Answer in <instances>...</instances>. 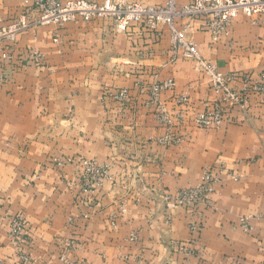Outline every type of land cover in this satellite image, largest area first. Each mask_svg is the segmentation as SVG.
<instances>
[{
	"label": "crops",
	"instance_id": "1",
	"mask_svg": "<svg viewBox=\"0 0 264 264\" xmlns=\"http://www.w3.org/2000/svg\"><path fill=\"white\" fill-rule=\"evenodd\" d=\"M23 1L0 0V32L19 19ZM192 26L184 34L221 72L264 69V20L253 25L239 14L217 43ZM161 30L154 39L94 19L3 39L12 59L0 57V215H21L26 236L17 246L0 228V264H63V255L75 264H264V102L250 100L220 128L195 127V114L218 96L192 61H171L170 33ZM166 79L175 89L158 103L171 118L182 114L171 126L157 119L150 93ZM179 96L189 103L177 104ZM83 160L107 164L112 176L87 195ZM206 170L219 181L210 206L193 215L176 199Z\"/></svg>",
	"mask_w": 264,
	"mask_h": 264
},
{
	"label": "built area",
	"instance_id": "2",
	"mask_svg": "<svg viewBox=\"0 0 264 264\" xmlns=\"http://www.w3.org/2000/svg\"><path fill=\"white\" fill-rule=\"evenodd\" d=\"M141 0H72L63 3L62 0H24V11L13 24L0 32V57L4 62L12 59L11 49L3 46V39L15 42L21 31L31 26L54 25L62 29L67 23H88L94 19L111 20L116 32L128 33L130 29H139L145 34H151L154 39L162 36L161 27L170 33L171 61L179 58L192 61L197 73L206 78L210 90L218 98L213 104H205L204 110L195 114L193 124L199 129H217L230 123L231 114L235 111L248 109L250 100L258 99L264 102V69L255 72H221L217 66L201 57L196 44L185 34L193 30L192 23L199 22L200 29L206 32L212 41L217 43L221 37L230 32L233 20L242 14L250 19L253 25L264 20V0H184L182 5L178 0H163L159 5H143ZM185 21L180 30L177 21ZM37 58V54L33 55ZM175 89V82L166 79L153 85L150 89L151 102L158 103V97L165 91ZM128 91L122 89L115 95L118 101H126ZM175 102L180 105L189 103L187 96H179ZM156 116L165 126H171L174 119L182 120V114L169 116L167 109L158 103ZM167 141V138H165ZM80 192L87 195L111 181V170L107 164L96 160H83L80 165ZM219 181L218 175L210 170L202 174L200 182L179 194L176 205L186 207L193 215H199L201 206H210L209 195L212 185ZM7 225L10 241L21 246L25 241V223L21 215L2 218L0 228ZM113 225H115L113 223ZM200 225L190 224L191 232H196ZM240 228L249 231L251 226L247 219L240 220ZM22 263H28L30 258L25 253L20 255ZM63 264H75L66 256H61ZM240 264V263H235Z\"/></svg>",
	"mask_w": 264,
	"mask_h": 264
}]
</instances>
